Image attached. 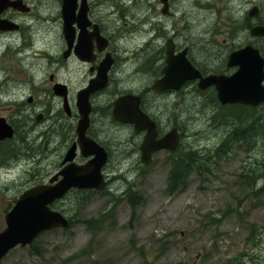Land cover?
Here are the masks:
<instances>
[{"label":"rangeland","instance_id":"rangeland-1","mask_svg":"<svg viewBox=\"0 0 264 264\" xmlns=\"http://www.w3.org/2000/svg\"><path fill=\"white\" fill-rule=\"evenodd\" d=\"M173 1L174 15L170 17L160 13L159 0H108L102 8L115 29H120L122 21H127L129 28L143 26L132 42L137 44V52L145 48L150 53L151 47L157 50L166 44L161 37L155 41L150 38L149 43L147 29L153 26L156 35L159 30L166 31L180 47L193 44V56L198 58L216 52V42L229 34L230 24L242 22L252 8L239 2L242 0H209L213 8L202 0ZM32 2L34 16L49 24L58 0ZM254 3H260L264 10V0ZM122 7L126 10L123 16ZM47 34L54 37L53 31ZM121 37L115 34L118 48L124 42ZM247 37V32L239 30L229 42ZM147 53L140 57L143 61ZM191 83L181 93L160 96L159 110L167 112L168 106L177 102L170 111L185 125L182 149L212 153L237 124L236 118L220 119L238 108L217 109L220 106L213 94L200 93L197 84ZM104 99L101 107L106 104ZM254 112L264 115V105ZM101 121L103 124L98 117L96 124L107 126L109 134L103 135L104 139L128 137L127 132L109 127L107 117ZM40 144L38 138L30 156L21 155L16 161L10 160L8 168H0V231L6 227L5 216L19 195L42 183L47 171L53 170L49 163L57 161V153L47 162ZM249 144H229L228 155L216 159L212 172L204 178L192 173L185 186L174 193L167 189L172 167L167 154L158 153L153 165L138 168L129 162L116 163L122 147L112 145L115 154L106 169L109 185L91 193L72 190L53 205L76 224L69 230L57 228L42 234L37 240L41 255L34 244L18 246L0 264H264V191L259 190L264 185V134L254 145ZM127 190L139 195L135 210L123 196ZM107 211H113V218L101 230L94 228L93 232L83 223Z\"/></svg>","mask_w":264,"mask_h":264},{"label":"flooded vegetation","instance_id":"flooded-vegetation-1","mask_svg":"<svg viewBox=\"0 0 264 264\" xmlns=\"http://www.w3.org/2000/svg\"><path fill=\"white\" fill-rule=\"evenodd\" d=\"M254 1H239L246 5L251 4L252 8L257 7V14L250 15L251 8L246 11L242 22L230 24V36L228 37V34L216 42L217 48L214 53H204L198 58L193 56V44L180 47L175 42V37L168 36L166 31L162 33L159 30L158 37L166 40V43L172 40L175 44V54L187 49L188 58L203 76L212 74L231 76L239 69L238 65L229 64L231 54L247 45L258 49L264 62V35L253 34L254 28L264 27V10L260 3L255 4ZM24 2L30 7L27 12L10 8L2 14L4 19L13 23L9 30H0V123L9 126L13 131L12 138L0 139V156L7 160L6 163L8 162L3 166L8 168V164L16 161V151L20 157L23 154L30 156L34 149L33 145H36V140L40 138L43 158L48 162L54 153L58 156L56 162L49 163V166H53V170L49 173L47 171L48 175L43 177L42 181L48 183L62 169L68 150L78 141L77 126L80 119L78 95L90 86L91 81L98 75L99 67L107 58L113 61L108 85L90 94L92 109L87 136L108 152V162L104 167L108 185L110 177L106 169L115 154L112 145L119 144L118 148L122 147L116 161L118 164L129 162L130 166L138 168L151 166L156 162L157 154L162 152L167 154V158L172 162L173 155L182 149L185 125L181 118H176L170 111L177 102L169 105L167 112L164 110L160 112L158 99L160 96L181 93L192 83L187 82L178 91H161L154 88L155 81L162 77V70L166 66V44L157 50L151 47L150 53H147L145 48L137 52V44L132 42L142 33L143 26L138 24L137 27L133 25L129 28V23L122 21L120 29L113 28L106 11L102 8V4L108 0H87L84 4L83 0H77L71 24H66L63 0H58L56 14L50 17L52 21L49 24L48 21L41 22V16H34L35 5L32 0H24ZM173 2L168 0L167 12L163 13V4L159 0L160 13L164 17L174 15ZM201 2L205 5L211 3L209 0ZM85 10L87 17H82ZM123 10L125 9L122 7L121 14ZM50 23L54 24V27ZM131 23L135 24L134 21ZM239 30L248 33L247 40L229 42ZM47 31H53L54 37L48 36ZM116 33H120L124 40L120 48L114 43ZM153 34H155L154 27L148 34L150 44ZM146 53L148 56L143 61L140 57ZM144 68L146 72L143 71ZM193 83L198 84V81ZM200 93H212L216 98L214 101H218L214 86L200 90ZM126 95H132L133 104L138 101L139 109L155 123L157 139L177 128L180 142L176 150H159L152 155V164L143 162L141 146L148 130L136 132L135 124L116 120L113 115L114 102ZM104 97L106 104L101 107ZM263 105L264 103L256 107L260 108ZM130 106L133 109L137 108L132 104ZM227 106L235 107L238 104L220 103V107ZM220 107L217 109L221 110ZM97 116L102 124L103 116L107 117L109 127L127 132L128 137L111 141L104 139L103 135H109L107 126L97 125ZM34 133L38 135L33 136ZM92 158L93 156H85L78 144L74 161L85 164Z\"/></svg>","mask_w":264,"mask_h":264},{"label":"water","instance_id":"water-1","mask_svg":"<svg viewBox=\"0 0 264 264\" xmlns=\"http://www.w3.org/2000/svg\"><path fill=\"white\" fill-rule=\"evenodd\" d=\"M87 0H83V4ZM164 4L163 13L167 12L168 0H161ZM77 0H63V15L66 24H71ZM86 5V4H85ZM14 8L27 12L29 7L23 0H0V30H9L13 24L2 19L4 11ZM257 7L250 11V15L257 14ZM87 17L86 10L82 17ZM253 34L264 35V27H256ZM175 44L172 40L167 43L166 66L162 70L163 76L156 80L154 88L157 90H180L187 82L198 80V88L207 90L214 86L218 100L223 104H244L258 106L264 102V62L258 49L251 45L234 52L230 56V65H238L239 69L231 76L208 75L193 65L188 58V50L184 49L175 54ZM113 61L109 58L99 67L98 75L90 86L78 95L79 123L77 126L78 141L68 150L62 169L50 179L48 183L35 184L25 189L16 200L14 206L5 216L6 227L0 231V263L14 248L31 246L43 233L57 228H69V218L52 205L64 198L72 189H91L101 191L106 188L108 181L104 167L108 162V152L98 142L87 136L91 121L90 94L108 85L109 71ZM132 95L118 98L114 104V118L119 121L135 124L136 132L148 130L145 141L141 146L142 160L145 164L153 162L152 155L159 150H176L180 135L177 128L170 130L164 137L157 139L155 123L144 114L138 106L133 104ZM136 109L131 108V105ZM13 131L9 126L0 123V139L12 138ZM85 156H93L85 164L74 161L77 146ZM61 177V178H60ZM264 229V226H263Z\"/></svg>","mask_w":264,"mask_h":264},{"label":"trees","instance_id":"trees-1","mask_svg":"<svg viewBox=\"0 0 264 264\" xmlns=\"http://www.w3.org/2000/svg\"><path fill=\"white\" fill-rule=\"evenodd\" d=\"M215 103L219 102L217 100ZM220 106V104H219ZM238 108L234 114L225 113V116L220 120L226 118H236L237 124H234L232 130L228 133L226 138L222 143L212 152H202L191 149H181V151L175 153L172 160V167L168 177V192L174 193L179 189L183 188L188 181L192 173H196L201 178L205 177V174L212 172L213 164H217L216 159L220 157H226L227 147L231 143H240V145H254L259 138V136L264 134V115H257L254 111L257 110V107L238 105L235 106ZM223 109L224 107H220ZM214 120H216L214 118ZM24 155V154H23ZM19 153L16 151L15 160L19 158ZM6 159H3L0 156V166L7 164ZM264 191V185L259 189ZM81 192L91 193L92 190H81ZM94 192V191H93ZM123 196H126L130 201V204L133 210L136 209L137 205L140 203V198L137 192L133 190H127ZM113 211H107L100 215L97 219H87L83 223L88 227L89 230L94 228L102 229L104 223L113 218ZM76 221L73 218H70V227L74 226ZM65 229V230H69ZM33 248L41 255V248L38 247L37 240L34 242ZM86 251V250H85ZM84 251V252H85Z\"/></svg>","mask_w":264,"mask_h":264},{"label":"bare ground","instance_id":"bare-ground-1","mask_svg":"<svg viewBox=\"0 0 264 264\" xmlns=\"http://www.w3.org/2000/svg\"><path fill=\"white\" fill-rule=\"evenodd\" d=\"M132 7H133V6H132ZM147 31H148L149 33H151V32L153 31V26H152V27L150 26V27L147 29ZM156 38H159L158 35L153 34L151 39H153V40L155 41ZM14 54H15V53H14ZM41 135H42V134H41ZM47 143H48V142H47Z\"/></svg>","mask_w":264,"mask_h":264}]
</instances>
